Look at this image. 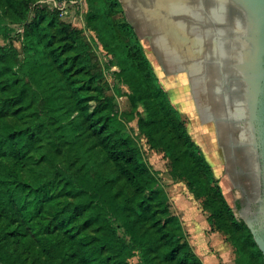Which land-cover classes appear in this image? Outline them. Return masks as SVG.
Listing matches in <instances>:
<instances>
[{"label": "trees", "instance_id": "16d2710c", "mask_svg": "<svg viewBox=\"0 0 264 264\" xmlns=\"http://www.w3.org/2000/svg\"><path fill=\"white\" fill-rule=\"evenodd\" d=\"M39 0H0V264H204L124 117L166 151L172 174L226 233L237 264H264L249 226L171 104L120 0H86L85 26ZM17 39L21 47L14 43ZM110 53L106 81L97 56ZM128 95L132 111L116 96Z\"/></svg>", "mask_w": 264, "mask_h": 264}, {"label": "flooded vegetation", "instance_id": "af4514ba", "mask_svg": "<svg viewBox=\"0 0 264 264\" xmlns=\"http://www.w3.org/2000/svg\"><path fill=\"white\" fill-rule=\"evenodd\" d=\"M166 79L185 86L196 114L211 123L239 219L263 221L264 148L252 125L247 82L238 68L247 29L233 0H120ZM202 107V108H201ZM202 109V110H201ZM204 121V119H203ZM222 132V135H221ZM222 139V141H221ZM237 195V196H236Z\"/></svg>", "mask_w": 264, "mask_h": 264}, {"label": "rangeland", "instance_id": "374dc122", "mask_svg": "<svg viewBox=\"0 0 264 264\" xmlns=\"http://www.w3.org/2000/svg\"><path fill=\"white\" fill-rule=\"evenodd\" d=\"M88 8L89 5L86 2L83 6L85 16ZM127 13L128 10H126L125 6L123 5V12L117 13L115 17L118 20L125 19L130 22L131 16H128ZM85 25L86 24H84V22L81 24L78 22V28L83 29V34H85L87 37H95L97 39L96 32ZM137 35L156 75L158 76L160 83L162 84V87L170 98L171 104L178 111L180 118L185 123L191 138L200 147V150L209 161L214 175L218 179V183L224 193L225 199L233 208V198L235 197L236 193L231 195V187L229 186L227 180V171L230 170V166L226 167L224 165L223 158L220 156V150L218 148L216 133L213 126L211 123L205 121L206 116L204 111L200 112L201 115H199V113H195L192 103H190V96L187 94L188 92L186 91V87L184 85H178L181 84L180 82L184 83V79H181V81L178 83L174 81V79H172V82L166 79L165 75L160 70H158L159 64L154 57L153 51L148 45V42L143 38L141 32H138ZM5 41V39L0 37V44L5 43ZM14 43L17 47H21V43L17 39H14ZM99 44L100 46L97 49L98 58L103 64L111 63L112 65L111 68L106 69L105 71L106 81H108L112 86L111 92H114V85L123 87L125 90L130 92L128 85L116 78L114 74V71L118 70V67L112 63L114 62L113 56L102 47L101 43ZM116 101L121 111H132L128 95L116 96ZM140 116L148 117V112L145 108V105L142 103L138 105V108L134 112L132 118L124 117L127 125V131L136 139L138 145L143 151L145 160L150 165V167L158 171L161 177V185L165 188L169 195L173 212L180 216L185 230L188 233L190 243L193 245L194 249H198V244L202 242L206 248H209L215 254H219L216 264H237L236 257H238V253L235 251L234 246L229 242V240H227L228 235H226V233L223 231L216 229L215 226L212 227L209 222H207L209 225L206 226L204 221H208L207 216L210 212L204 211L202 206L203 199H197L193 195V193L190 191L187 179L179 178L172 174V162L168 153L161 149L152 147L147 136L140 130ZM234 212L239 218L238 210L234 209ZM213 235H216L214 237H217V239H214V237H212ZM199 237H202V241L199 240ZM218 242L223 244V246H221V250L218 249ZM220 253H223L224 256H221ZM138 261L139 256H135L131 259L133 264L137 263Z\"/></svg>", "mask_w": 264, "mask_h": 264}, {"label": "water", "instance_id": "95a60500", "mask_svg": "<svg viewBox=\"0 0 264 264\" xmlns=\"http://www.w3.org/2000/svg\"><path fill=\"white\" fill-rule=\"evenodd\" d=\"M244 12L247 19V29L237 36L241 43V62L238 68L247 82V98L252 125L257 123L262 131L264 148V0H233ZM258 202L263 205L264 196ZM263 221L257 226L246 218V224L251 229L255 241L264 255V206H262Z\"/></svg>", "mask_w": 264, "mask_h": 264}, {"label": "built area", "instance_id": "2783aa9c", "mask_svg": "<svg viewBox=\"0 0 264 264\" xmlns=\"http://www.w3.org/2000/svg\"><path fill=\"white\" fill-rule=\"evenodd\" d=\"M86 2V0H39L37 3L41 6H47L51 10L58 11L62 19L78 26V22L79 24L83 22L85 24L83 6Z\"/></svg>", "mask_w": 264, "mask_h": 264}, {"label": "crops", "instance_id": "0c3cea01", "mask_svg": "<svg viewBox=\"0 0 264 264\" xmlns=\"http://www.w3.org/2000/svg\"><path fill=\"white\" fill-rule=\"evenodd\" d=\"M204 222H205L206 226L209 225V224H207L208 221L205 220ZM214 236H216V235H213L212 237H214ZM201 239H202V237H199L200 241H202ZM214 239H217V237H214ZM217 245L219 247L218 249L221 250V248H222L221 246H223V244H220L218 242ZM197 247H198V249L195 248V251L201 257V259L203 260L204 264H216L219 254H215L209 248H206V246L204 244H202V242L199 243ZM220 255L224 256L223 253H220Z\"/></svg>", "mask_w": 264, "mask_h": 264}]
</instances>
